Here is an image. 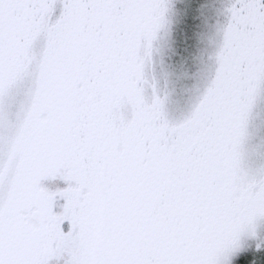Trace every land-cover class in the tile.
Here are the masks:
<instances>
[{"label": "snow or ice", "instance_id": "6c2138e0", "mask_svg": "<svg viewBox=\"0 0 264 264\" xmlns=\"http://www.w3.org/2000/svg\"><path fill=\"white\" fill-rule=\"evenodd\" d=\"M0 264H264V0H0Z\"/></svg>", "mask_w": 264, "mask_h": 264}]
</instances>
